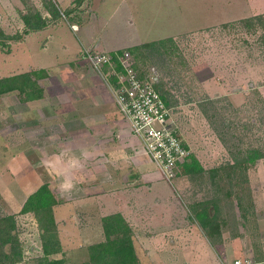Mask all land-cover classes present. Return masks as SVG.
I'll return each instance as SVG.
<instances>
[{"label": "rangeland", "instance_id": "1", "mask_svg": "<svg viewBox=\"0 0 264 264\" xmlns=\"http://www.w3.org/2000/svg\"><path fill=\"white\" fill-rule=\"evenodd\" d=\"M47 1L50 2L0 0V28L9 34L23 33L21 38L6 39V43L0 40V78L26 71L32 73L39 84L28 85L27 89L41 87L44 96L47 94V99L53 100L52 96L57 92L54 89L58 86L51 80L49 70L36 65L53 62L66 53L62 38L70 35L76 39L68 21L89 20L90 26L99 31L96 36L102 39L103 45L127 44L133 39L123 36L124 30L116 27L113 0H107L106 3L101 0L102 3L98 5L102 6L99 24L90 0H51L62 11L72 9L71 13H61L57 17L50 11ZM141 1L146 4L148 15L155 18L153 26L149 22L148 25L139 23L143 34L149 29L154 31L152 34H156L152 38H157L183 30L173 36L175 42H169V46L159 50L138 48L134 51L129 48L140 70L158 73L159 83L162 82L163 88L169 93L172 118L204 167L210 169L228 160L232 161V151L237 146L246 147L252 143L264 145V102L261 100L264 97V54L258 45V37L264 28L257 25L254 31L253 27L249 29L241 25H223L228 21L264 12V0H229L232 4L225 9L227 6L221 3L220 7H225L220 12L209 10L207 0ZM176 1L180 2L176 4ZM246 1L255 2L261 10L252 11L253 6L251 10H244V7L249 8L244 4ZM36 10L43 15L49 26L65 21L64 26L57 27L56 31L52 28L25 33L27 24L24 16L34 18ZM216 20L217 23L207 25ZM52 31H55L54 35H51ZM25 95L19 89L0 95V217L15 215L14 231L18 236V247L22 250L17 264H48L40 260L45 252L35 212H21V209L28 196L44 182L52 183L50 187L59 199L69 195V189L65 183L60 184L51 166L53 154L48 155L51 151H59L56 144L59 140L45 138L44 134L37 137L32 132L35 127L42 125L36 121L35 115L30 116L34 114V108L28 109L23 103L28 101L23 99ZM208 97L215 101H209ZM45 112L51 114L50 109ZM225 121L230 125L225 124ZM141 152L148 158L143 149ZM42 162L48 164V173L42 171ZM228 170L223 169L221 175H217L216 183L210 170L183 175L180 169L175 185L170 190L166 188L164 175L155 174L153 183L157 191L150 195L162 194L166 198L155 210L170 211L172 220L169 222L183 226L191 223V205L218 198L219 217L227 218L221 239L218 238L221 246L217 252L222 264L246 255H252L262 261L258 264H264V218H261L264 217V157L244 173L236 175L237 179L233 181L226 174ZM144 185L147 184L144 182ZM238 194L244 195L243 211L236 203ZM107 205L105 210L114 208L112 204ZM73 209L64 202L58 211L56 222L62 239L61 249L49 255L51 258H63L65 264L89 261L91 246L100 241L105 242L106 239L100 220H85L89 217L84 213L79 214V221L73 220ZM142 210L153 212L154 209L148 205ZM56 213L54 210L55 217ZM147 221L144 219L142 223L147 224ZM74 231L78 234L74 235ZM225 241L229 243L226 244L228 248L224 246ZM10 245L11 242H8L3 248L0 246V251L4 248L6 251L11 250ZM180 258L182 264L186 261L192 264H212L205 249L190 245L180 251ZM155 263L166 264L160 255H157Z\"/></svg>", "mask_w": 264, "mask_h": 264}, {"label": "crops", "instance_id": "2", "mask_svg": "<svg viewBox=\"0 0 264 264\" xmlns=\"http://www.w3.org/2000/svg\"><path fill=\"white\" fill-rule=\"evenodd\" d=\"M113 1L115 25L124 30L123 36L130 37L133 41L127 44L103 45L102 39L96 36L99 31L90 26L89 20L68 21L76 39L70 35L62 38L66 53L53 62L36 65L49 70L51 80L58 86L54 89L57 92H54L53 100H48L49 96L43 94L40 98L23 102L28 109L34 108V114L31 113L30 116L35 115L36 121L42 125L35 127L32 132L37 137L44 134L45 138L59 140L56 143L59 151H51L48 155L53 154L51 166L53 165V171L58 175L60 184L65 183L68 187L69 195L59 199L55 194L59 201L55 206L56 219L64 202L74 208L73 220L79 221V214L84 213L89 217L85 220H100L101 227H104L103 217L121 213L132 228L135 249L143 264H156L157 255H160L166 264H182L180 251L188 245L205 249L212 264H222L217 250L195 218L190 216L191 223L182 226L169 222L172 220L170 211L155 210L166 198L162 194L150 195L157 191L153 179L155 174H163L154 162L142 155V143L132 133L129 123L119 111L112 86L106 76L81 56L84 48L114 51L154 39L175 36L183 30L152 38L156 35L152 34L154 31L146 28L143 34L141 26L139 27L140 22L142 25H148L149 22L153 26L155 21L153 16L148 15L149 11H145L144 1ZM230 1L207 0L206 5L213 12H220L224 5L227 9L232 4ZM246 2L244 4L249 8L244 7V10H251V6L254 7L252 11L261 10L256 7L258 5L255 2ZM90 3L99 24L102 6L98 5L102 2L90 0ZM221 3H224L223 8L220 7ZM64 22L54 23L37 31L52 28L56 31L57 27L64 26ZM217 22L216 20L207 25ZM198 27L200 26H195ZM55 31H52L51 35H54ZM123 36L121 35V38H124ZM47 109L51 110V114L45 112ZM32 132L30 131L31 134ZM41 166L44 174L48 173V164L43 163ZM49 180L51 179L45 181ZM175 181L171 183L164 177L166 188L169 190L173 189ZM144 182L147 185H144ZM108 203L114 205V208L105 210ZM148 205L154 209L153 212L142 210ZM161 213L164 215L161 216ZM144 219H148L147 224L142 223ZM181 220L179 217V221ZM75 233L78 234L77 231H74V235ZM224 244L227 247L226 244L229 243L225 241ZM184 264L192 262L186 261Z\"/></svg>", "mask_w": 264, "mask_h": 264}, {"label": "trees", "instance_id": "3", "mask_svg": "<svg viewBox=\"0 0 264 264\" xmlns=\"http://www.w3.org/2000/svg\"><path fill=\"white\" fill-rule=\"evenodd\" d=\"M48 2V1H47ZM48 6L52 14L57 17L61 13L69 14L72 9H66L62 11L55 2H48ZM25 17V23L27 27L24 32L27 33L30 30H38L48 25L46 19L39 11L34 12V18ZM224 26L241 25L251 29V27L258 28L257 25H261L264 28V12L242 17L233 21H228L223 24ZM23 36V33L9 34L0 28V40L2 43H6V39H18ZM169 42H175L173 36L163 37L146 41L138 45L131 46L130 48L136 51V49H157L161 47L169 46ZM258 45L264 54V29L258 37ZM129 48V47H128ZM129 48V49H130ZM122 51V49H119ZM137 69L142 75L147 73ZM39 83L36 78L32 77V73L23 72L15 75H9L0 78V95L6 91L19 89L22 93L26 94L23 99L32 100L43 96V90L41 87H35L34 89H27V86H37ZM162 96L165 98L168 105L170 100L168 99V91L163 88V83L157 84ZM210 98L209 101H215L214 98ZM264 102V97H261ZM230 125L229 122H224ZM234 146V145H233ZM237 149L232 151V161H226L224 164L216 165L210 169H206L202 164L198 156L191 152L189 158L182 163L181 173L183 175H194L210 170L211 177L218 183L216 177L221 175L223 169L229 168L226 171L229 180L233 181L237 179L235 176L244 173L245 170L255 164L258 159L264 157V145H256L252 143L249 146L242 147L237 146ZM247 178V173H246ZM231 191L228 192L230 194ZM237 205L245 209L242 203L244 195H237ZM58 199L54 194L52 188L48 182L42 183L35 191H33L25 200L21 212H35L37 217L43 239V250L45 255L40 257V260L46 261L48 264H65L63 258H51L50 254L56 253L61 249V237L54 214L55 206L58 204ZM191 217L195 218L199 225L205 231L209 241L216 250L219 251L221 243L219 240L222 236V228L227 223V218L220 216V201L218 198L212 201H199L191 205ZM235 213V212H234ZM242 215V214H241ZM104 231L106 239L91 246V259L84 261L81 264H142L140 263L139 256L136 252L132 228L121 213H113L103 217ZM16 221L14 214H8L0 217V246L3 248L8 242H11V250L6 251L5 248L0 251V264H17L21 258L22 250L18 247V236L15 233ZM219 238V240H218ZM220 245V246H219ZM0 247V248H1Z\"/></svg>", "mask_w": 264, "mask_h": 264}, {"label": "built area", "instance_id": "4", "mask_svg": "<svg viewBox=\"0 0 264 264\" xmlns=\"http://www.w3.org/2000/svg\"><path fill=\"white\" fill-rule=\"evenodd\" d=\"M82 58L104 74L112 86L119 111L132 133L142 143L143 153L156 164L165 179L174 183L192 149L175 124L171 107L157 84L156 71L142 75L129 48L122 51L82 50ZM252 255L239 256L223 264H258Z\"/></svg>", "mask_w": 264, "mask_h": 264}]
</instances>
